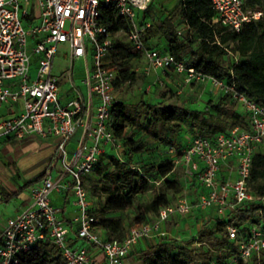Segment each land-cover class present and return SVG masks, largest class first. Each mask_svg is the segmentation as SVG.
I'll use <instances>...</instances> for the list:
<instances>
[{
	"label": "built area",
	"instance_id": "2783aa9c",
	"mask_svg": "<svg viewBox=\"0 0 264 264\" xmlns=\"http://www.w3.org/2000/svg\"><path fill=\"white\" fill-rule=\"evenodd\" d=\"M151 0H0V142L27 135L57 136L56 161L62 174L54 178L47 170L30 188V204L7 218L0 232V264H18L20 255L38 240H49L67 264H127L126 257L141 238L165 236L162 224L174 215L213 210L220 216L235 211L242 202L256 196L247 181L253 154L264 143V106L238 91L234 83L197 69L171 52L147 44L145 28L139 14ZM246 0H211L214 14L211 23L239 32L243 25L264 15L261 9L249 8ZM103 6L112 7L128 29L127 41L141 54L143 74L150 77L147 90L179 77L184 84H211L241 106L248 126H233L228 133L212 138L196 134L181 148L170 147L175 167H180L186 187L194 181L197 192L189 199L180 194L177 201L162 206L149 221L131 224L122 239H107L99 233L98 219L91 212V201L84 178L93 171L101 154L112 150L119 156L122 138L110 126L112 106L117 101L114 82L117 67L108 59L113 35L101 23ZM180 33V31H178ZM69 46L74 90L67 95L52 66L57 47ZM85 64L84 91L74 85L73 63ZM89 60L91 66H89ZM63 94L65 97H63ZM79 133L69 151L67 143ZM72 181L70 204L77 209L72 222L75 235L87 246H74L72 226L61 216L63 208L51 202V193L62 187V178ZM185 187V188H186ZM186 190V189H185ZM183 189V192L185 191ZM190 190V189H189ZM248 229L227 228L236 250L228 258L213 259L208 264L246 263L253 255L264 252V227L247 219ZM100 257H99V256Z\"/></svg>",
	"mask_w": 264,
	"mask_h": 264
},
{
	"label": "trees",
	"instance_id": "16d2710c",
	"mask_svg": "<svg viewBox=\"0 0 264 264\" xmlns=\"http://www.w3.org/2000/svg\"><path fill=\"white\" fill-rule=\"evenodd\" d=\"M154 1L151 0L149 5L155 3ZM177 5L183 28L189 34L186 40L183 41L178 37L181 32L177 31V34L173 25L167 26V23L171 24L172 20L170 17H166L160 25L155 26L151 22V25L145 28L144 37L147 44L163 48L197 69L228 83H234L238 91L264 106V15L259 19L245 23L239 32H234L210 22L214 14L211 0H178ZM245 5L264 11V0H246ZM147 10L139 14L141 23L148 20ZM100 18L101 23L113 35L114 45L108 59L116 65L118 71L114 88H118L126 82H134L136 72L132 69L131 60L140 58L141 54L134 50L128 41L122 43L114 37L115 33L128 29L126 21L118 16L110 6L102 7ZM157 36L165 37L167 44L162 47L154 44L153 39ZM195 40L198 41L197 48L192 50L191 56H184L186 46ZM231 43L234 45L232 49L237 53V57L232 58L228 63L224 55ZM227 102L235 103L228 94H222L216 103L209 102L214 112L178 104L161 102L148 104L144 102L146 104L144 127L155 138H159L157 127L166 124H172L175 131H180L181 124L186 123L199 135L209 138L220 132L228 133L235 125L247 127V117L241 110L233 112V124L227 127L224 118L226 111L224 107ZM137 122L138 118L128 112L125 102L117 100L113 104L110 126L114 133L122 138L124 148L119 156L110 151L101 154L93 169L102 175V179L106 182L100 188V193L104 195L102 201L96 207H91L90 210L97 217L99 229L107 239H122L124 237V220L115 214L132 207L135 196L145 191L151 181L161 180L160 186L155 196L149 201L137 204L133 217L134 222L149 221L150 216L157 215L162 206L171 203L170 193L176 194L182 190V182L174 173L177 167L174 166L172 155L159 163L148 160L146 152H149L150 148L135 137L134 131L125 135V127ZM163 141L167 142V139L163 138ZM184 145L185 143L169 144L167 149L174 147L178 155ZM172 173L173 176H170ZM42 177L40 176L34 181ZM247 181L252 192L259 198L242 202L235 211H228L224 216H220L210 209L205 210L209 217L192 240L193 243L196 242L199 245L209 241L215 247L214 249L225 251L216 259L228 258L236 250L235 241L228 237V226H237L241 232L245 233L248 229L246 220L250 219L255 223H261L264 227V202L261 201L264 199V151L258 150L253 154ZM189 189L196 193L198 185L192 181L189 183ZM194 213L197 214V220H200L201 213L199 211ZM164 237L159 236V240ZM161 243L159 241L150 247L149 251L152 256L146 255L147 264H193L190 263L192 257L189 247L180 246L176 252L170 253L160 247ZM140 253L146 254L144 250ZM211 260L203 264H208ZM18 264L67 263L52 242L42 239L20 255Z\"/></svg>",
	"mask_w": 264,
	"mask_h": 264
},
{
	"label": "rangeland",
	"instance_id": "374dc122",
	"mask_svg": "<svg viewBox=\"0 0 264 264\" xmlns=\"http://www.w3.org/2000/svg\"><path fill=\"white\" fill-rule=\"evenodd\" d=\"M155 3L149 5L147 10L148 20L152 22L155 26L160 25L166 17H170L172 23H167L168 27L174 26V29L180 31L178 37L183 41L189 36L186 29L183 28L181 16L178 13L179 7L177 5L178 0H155ZM114 37L120 42H127L126 35L124 32L119 31L114 34ZM154 44H158L162 47L167 44L165 37L157 36L153 39ZM198 46V41L195 40L193 43L189 44L185 48L184 56H191L192 50L196 49ZM233 44H229L227 47L226 54L224 55L225 60L229 63L230 60L237 57V53L233 51ZM69 46L67 43H61L57 47V52L54 57V62L52 66L53 75H55L61 85V88L67 93L74 90V86L69 80V75L71 71V64L69 59ZM143 65V60L141 58H134L131 60L132 69L136 72V79L134 82L123 83L120 87L115 88L117 100L123 101L127 104V110L129 113L138 118V122L134 125L128 124L125 127V135L131 134L133 131L135 137L140 139L145 145L150 148L148 153V160H153L156 163L161 162L164 158L170 156L168 152L169 144L178 145L181 143H187L190 138L198 134L196 130H192L188 124L182 123L181 130L175 131L172 128V124L159 125L157 127L159 138L151 136L145 129V115H146V104H157L159 102L164 104H178L182 106H187L190 108L206 110L207 112H214L210 107L209 102L216 103L220 98L222 93L211 86H204L202 84H191L187 85L181 83V81L173 76V79L168 82H164L163 85L154 84L149 90L146 86L150 82V78L143 74L141 69ZM89 66H91V61L89 60ZM85 72V64L82 59H77L73 63L72 67V77L74 85L76 88L84 91L85 87L83 84ZM63 94V97H65ZM226 109L224 113V118L227 123V127L232 126L234 117L232 116L234 111H240L241 106L236 103L227 102L225 104ZM4 113L0 109V114ZM177 124V123H174ZM163 138L167 139V142L163 141ZM259 150L264 151V144H261ZM112 152V150H110ZM150 156V157H149ZM107 160V159H106ZM182 182V190L179 193H170L171 203L177 201L180 194H184L189 199L195 194L189 190L186 185V180L180 167H177L175 172ZM173 176V173L170 175ZM106 182L102 179V175L92 171L84 178L85 187L87 189L90 200L92 201V207L99 204L102 201L104 195L100 193L101 185ZM161 180H154L149 183L148 188L136 195L134 198V203L132 207L125 210L119 211L115 216L121 217L125 225L129 227L134 223L133 217L135 215V209L138 203L149 201L155 194L160 186ZM186 187V188H185ZM183 189L185 190L183 192ZM264 202V199L261 200ZM71 206V205H70ZM11 211V205H6V203L0 204V225L9 216ZM201 219L197 220L195 213H190L188 215H174L171 216L162 224V229L165 231L164 239L159 240L161 243V248L166 249L170 253L177 251L180 246L189 247L191 249L192 260L190 263L193 264H203L210 259H216L219 255H223L225 251L214 249L215 247L211 245L209 241L203 244L193 243V238L197 235L198 231L201 229L202 224L208 219L209 215L202 211ZM154 216H150V220ZM145 238H141L138 242L141 244L145 243ZM166 242V243H164ZM151 242L148 243L146 249H143L146 254L142 255L140 251L135 250L129 255L130 264H147L148 261L145 260L147 256H152L150 254ZM147 255V256H146ZM245 264H264V252L258 255H253Z\"/></svg>",
	"mask_w": 264,
	"mask_h": 264
},
{
	"label": "crops",
	"instance_id": "0c3cea01",
	"mask_svg": "<svg viewBox=\"0 0 264 264\" xmlns=\"http://www.w3.org/2000/svg\"><path fill=\"white\" fill-rule=\"evenodd\" d=\"M177 78L180 80L179 77ZM172 79L169 78L166 82ZM207 85L211 86V84ZM1 114H5V111ZM78 136L79 133L74 135L67 143L69 151L75 146ZM58 140L59 138L54 135L45 138L37 135H27L21 139L9 138L0 142V204L11 205V211L7 218L15 215L30 204V188L40 180L34 181L35 179L43 176L47 170H50L54 178H58L62 174V166L55 160ZM31 181L33 182L27 185ZM61 182L62 187L51 193V202L53 205L63 208L60 216L72 226L71 243L74 246H87L93 253L97 254V251L92 246L76 237V224L72 222V219L77 214V209L70 204L73 196L72 181L69 175H64ZM7 218L0 225V232L4 228ZM128 228L126 225L124 226V236ZM99 233L104 236L101 229H99ZM144 240V244L137 241L132 246L126 257L127 264L131 263L129 258L131 252L135 250L141 252L147 248L150 242L151 246L155 245L159 242V237H149Z\"/></svg>",
	"mask_w": 264,
	"mask_h": 264
}]
</instances>
